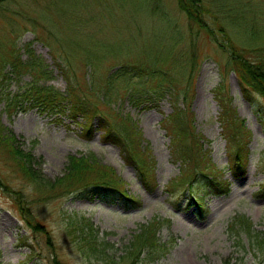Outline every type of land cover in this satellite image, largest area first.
Instances as JSON below:
<instances>
[{
  "label": "rangeland",
  "instance_id": "1",
  "mask_svg": "<svg viewBox=\"0 0 264 264\" xmlns=\"http://www.w3.org/2000/svg\"><path fill=\"white\" fill-rule=\"evenodd\" d=\"M210 2L205 19L211 34L192 24L176 0L0 2L2 95L16 92L33 76L25 71L12 72L10 62L16 52L24 61L33 52L49 69L44 82L66 91L68 83L60 66L67 64L64 52L80 47L89 48L90 55L83 58H101L103 74L121 65L138 64L156 72L155 81H172L174 86L173 92L140 105L131 104L122 91L110 107L100 103L106 112L113 107L137 123L143 145L149 147L156 160L157 186L152 191L125 161L119 146L101 140L102 131L84 136L89 125L81 116L74 119L69 109L59 112V107L46 111L34 107L10 115L5 101L0 102L1 123L16 136L19 146L33 153V166L42 175L53 180L61 176L71 155L94 157L113 166L129 192L142 200L140 206L126 209L128 202L111 203L104 197L56 199L34 212L43 225V231H39L25 223L15 199L19 191L28 197L30 187L14 173L0 152V264H119L87 260L76 251L66 228L82 217L93 220L101 239L115 245L116 257L143 224L153 219L165 220L159 236L167 246L171 245L169 251L159 259L146 258L139 264H264V250L258 242L253 240L258 245L253 244L246 234L238 235L235 231L239 217H246L254 223V231L264 237V97L254 92L249 98L235 72L225 73L223 69L231 39L241 46L237 43H248L253 32L261 28L264 31V0ZM253 15L260 16L253 19ZM223 25H230L229 46H222L226 39L220 29ZM245 50L264 56L263 43ZM77 59L74 68L84 82L85 70L89 78L91 66L86 68ZM217 93L225 103L216 98ZM175 106L187 107L191 114L194 136L188 142L196 139L202 159L217 170H224L229 182V192L223 195L211 194L207 188V214L181 191L176 193L180 196L176 201L167 190L168 182L178 177L184 166L173 155L172 135L164 126ZM227 117L243 120L251 130L249 160L242 175H234L228 169ZM93 122L97 127L98 117ZM200 186L205 189L203 183Z\"/></svg>",
  "mask_w": 264,
  "mask_h": 264
},
{
  "label": "trees",
  "instance_id": "2",
  "mask_svg": "<svg viewBox=\"0 0 264 264\" xmlns=\"http://www.w3.org/2000/svg\"><path fill=\"white\" fill-rule=\"evenodd\" d=\"M177 2L181 11L188 16L192 24H198L202 29L212 33L205 19L209 10L206 0H177ZM221 30L226 36L222 46L228 45L227 38L231 39L229 31L223 27ZM231 41L230 48L225 49V53L228 55L224 64L225 68L236 71L249 98L254 92L264 96V56L251 55L245 50L248 46L255 47L260 43L264 44V32L260 34L253 32L252 40L248 45H243L240 42L237 44L241 46H238ZM84 48L80 47L78 50L64 52L65 55L67 53L65 58L67 64L60 66L68 83L65 92L44 82L49 77V69L33 52H30V58L26 61L22 60L20 53L16 52L10 62L13 68L12 72L21 74L25 71L30 72L33 76L16 92L6 95L0 93V102L5 101V109L10 115L17 110H27L31 107H38L44 111L59 107V112L69 109V115L72 118L77 119L81 116L85 124L89 125L86 130L88 135L93 129L92 122L98 116L100 118L98 129L103 132L102 139L120 147L126 162L136 169L141 182L148 190L152 191L157 186L156 160L149 147L143 145L142 132L137 123L127 114L124 115L113 107L108 108L109 111L106 112L100 103L110 107L114 99L121 96V91L125 96H128L133 105H140L151 99L158 100L165 93L173 92L172 81H155L156 72L147 70L138 64L121 65L115 71L103 74L100 72L101 58L94 59L88 56L83 58L84 55H90L89 48ZM76 58L81 59L86 68L91 66L89 78L87 77L88 70H85L84 82L76 74L74 68ZM218 95L217 93L216 98L222 104L225 103V100ZM227 118L225 133L229 170L234 175H242L248 162L247 147L251 139V132L243 120H237L236 117ZM191 120L192 117L188 109L177 106L165 120L164 126L172 135L173 155L184 162L181 174L168 182L167 190L170 192V197L177 198L176 201L180 197H177L176 193L181 191L183 196L189 198V202L196 207L200 206V211L205 214L207 207L204 203V196L210 193L207 188L211 189V194L213 192L223 195L229 192L230 187L228 180L224 177V170H217L210 162L202 159L204 156L201 155V147L200 144L197 145V140L193 139L188 142L190 137L194 136ZM16 141L15 135L8 132L0 120V152L4 154L6 163L14 173L30 187L28 197L19 191L15 198L23 219L30 227L42 228L34 213L36 208L50 201L70 196L81 199L104 197L111 203L120 200L130 204L125 208L141 205V199L129 192L126 182L113 167L101 164L96 159L72 155L69 157L64 174L53 180L35 170L34 155L17 145ZM198 174H203L205 178H200ZM200 183H203L205 189L200 186ZM239 219L237 223L239 228L235 229L238 235L240 232L246 234L253 244H257L253 242L256 240L264 250V237L254 231L253 222L246 217ZM164 223L165 220L154 219L148 224L142 225L139 231L134 233L130 242L124 245L122 253L118 257L114 255L115 253L113 254L115 245L101 239L99 230L92 220L82 217L72 222L68 225L66 234L76 251L87 260L139 264L146 258L159 259L169 251L171 245L167 246V243L162 242L159 236V231ZM38 230L43 231V229ZM254 236L255 239H253ZM169 243L173 245V240H170Z\"/></svg>",
  "mask_w": 264,
  "mask_h": 264
},
{
  "label": "bare ground",
  "instance_id": "3",
  "mask_svg": "<svg viewBox=\"0 0 264 264\" xmlns=\"http://www.w3.org/2000/svg\"><path fill=\"white\" fill-rule=\"evenodd\" d=\"M0 2H2L1 0H0ZM187 18H188V16H187ZM188 20H189V18H188ZM190 21V20H189ZM6 60V57H5V59L3 60V61H5ZM38 230V229H37Z\"/></svg>",
  "mask_w": 264,
  "mask_h": 264
}]
</instances>
